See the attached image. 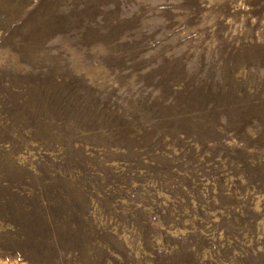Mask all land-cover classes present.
Here are the masks:
<instances>
[{"label": "rangeland", "instance_id": "374dc122", "mask_svg": "<svg viewBox=\"0 0 264 264\" xmlns=\"http://www.w3.org/2000/svg\"><path fill=\"white\" fill-rule=\"evenodd\" d=\"M0 264H264V0H0Z\"/></svg>", "mask_w": 264, "mask_h": 264}]
</instances>
